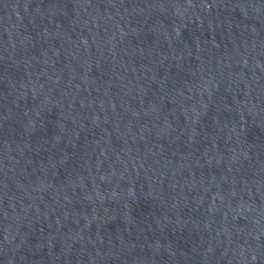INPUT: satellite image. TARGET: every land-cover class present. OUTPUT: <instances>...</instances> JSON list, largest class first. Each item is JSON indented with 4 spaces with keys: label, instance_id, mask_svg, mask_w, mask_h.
I'll list each match as a JSON object with an SVG mask.
<instances>
[{
    "label": "water",
    "instance_id": "obj_1",
    "mask_svg": "<svg viewBox=\"0 0 264 264\" xmlns=\"http://www.w3.org/2000/svg\"><path fill=\"white\" fill-rule=\"evenodd\" d=\"M0 264H264V0H0Z\"/></svg>",
    "mask_w": 264,
    "mask_h": 264
}]
</instances>
